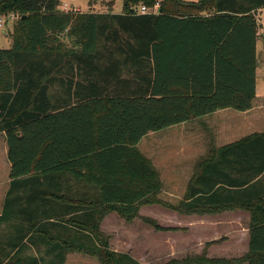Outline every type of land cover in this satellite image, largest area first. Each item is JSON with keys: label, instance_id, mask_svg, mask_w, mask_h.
<instances>
[{"label": "trees", "instance_id": "1", "mask_svg": "<svg viewBox=\"0 0 264 264\" xmlns=\"http://www.w3.org/2000/svg\"><path fill=\"white\" fill-rule=\"evenodd\" d=\"M59 3L0 0V16H19L11 48L0 49L11 165L0 227L14 228L0 264H65L88 250L79 236L109 213L130 220L157 202L159 173L137 147L145 136L248 111L256 96L253 12L264 0H124L121 14L65 13ZM156 3L157 14L138 12ZM175 210L249 212L248 264H264V133L211 151ZM100 259L141 264L116 252Z\"/></svg>", "mask_w": 264, "mask_h": 264}, {"label": "rangeland", "instance_id": "2", "mask_svg": "<svg viewBox=\"0 0 264 264\" xmlns=\"http://www.w3.org/2000/svg\"><path fill=\"white\" fill-rule=\"evenodd\" d=\"M193 2L196 0H184ZM198 1V0H197ZM59 9L63 12L83 14L88 12L112 11L121 14L124 0H59ZM67 9L72 11L63 10ZM8 16V15H7ZM6 17V16H4ZM14 23L8 20L4 27L0 28V49H10L12 46L11 32ZM264 43L259 46V58L261 64L258 70L259 93L264 97ZM226 117L212 116L208 120H196L191 122L192 136L209 139L211 135L220 130L221 124ZM231 118L229 119V121ZM218 129V130H216ZM169 139L172 134L164 132L157 136H151L145 141V152L153 153L155 144L168 143L161 141L164 137ZM6 138L0 134V206L5 199L4 184L8 176V160L6 155ZM185 151V149H183ZM188 151L192 149L188 148ZM197 147L193 148L196 152ZM200 150V148L198 149ZM143 151V152H144ZM175 151H177L175 149ZM157 156H153L157 160ZM151 162V161H150ZM153 165V164H152ZM158 170L159 164L155 165ZM196 166V165H195ZM162 172V171H161ZM173 176H165L163 173L162 191L157 195L156 203L144 205L139 209L137 216L127 220L117 212H111L100 223L97 232H89L84 238L86 251H71L66 255L65 264H102L101 256L107 252L130 254L141 264H186L190 262L197 264H248V245L245 238L244 228L237 230L231 227L214 228L210 226H195L196 216L209 215L210 213H185L175 208L181 207L186 194H182L183 185L180 181L172 187ZM182 187V188H181ZM73 191L80 187L72 183ZM185 191V190H184ZM171 192H180L172 195ZM235 211V210H227ZM218 212L213 214H222ZM211 215V214H210ZM64 235V231L60 229ZM203 233L210 236L203 235ZM14 236L13 225H2L0 227V259L7 255L3 249L8 238ZM215 236V237H214ZM78 237V236H77ZM27 255L37 256L36 251L30 250Z\"/></svg>", "mask_w": 264, "mask_h": 264}, {"label": "crops", "instance_id": "3", "mask_svg": "<svg viewBox=\"0 0 264 264\" xmlns=\"http://www.w3.org/2000/svg\"><path fill=\"white\" fill-rule=\"evenodd\" d=\"M186 2V1H185ZM193 2H198L193 1ZM65 10V9H63ZM75 11L82 13L79 9H74ZM66 11H72L67 9ZM112 11H101V12H88V13H109ZM114 13V12H112ZM253 15L257 22V42H256V59L258 67L256 70V96L253 100L252 108L245 112H239L237 110L227 108L224 110H219L211 115H207L201 118L191 120L163 131L149 133L145 136L141 142L137 145L140 152L153 164L154 168L159 173L161 182L163 183V173L165 176H173L172 187L174 188L180 181L183 185L182 194H186L189 183L196 174L197 166L203 161L208 159L211 151L214 149H220L224 146L230 144H236L243 140L248 139L254 135H261L264 133V97L259 93V81H258V70L261 64L259 58V46L264 43V7L259 8L253 12ZM207 16V15H206ZM264 48V47H263ZM212 116L226 117L227 119L221 124L220 130L217 133L211 135L207 140L204 138H197L192 136L191 122L196 120H208ZM231 120L229 121V119ZM218 130V129H216ZM164 132H170L172 136L166 139L165 136L161 137V141H168V143H160L153 145L154 152H145V140L151 136H157ZM7 143V142H6ZM197 147L196 152L193 148ZM188 148L192 149L187 150ZM200 148V150H198ZM6 155L8 160V146L6 144ZM175 149L177 151H175ZM185 149V151L183 150ZM144 151V152H143ZM153 156H157V160H154ZM159 164L161 171L156 168L155 165ZM196 165V166H195ZM10 163L8 161V176L6 182L1 183L5 187V193L7 195L10 185ZM185 190V191H184ZM172 195H179L180 192H171ZM5 195V198H6ZM5 201V199H4ZM4 205V203H3ZM3 211V206H0V215ZM195 226L199 224L202 226H210L214 228L231 227L235 230L239 228H244L245 238L249 243V224H250V213L245 210H235V211H225L222 214H209L203 216H196L194 218ZM199 223V224H197ZM237 228V229H236ZM203 235L210 236L203 233ZM215 237V236H214Z\"/></svg>", "mask_w": 264, "mask_h": 264}, {"label": "built area", "instance_id": "4", "mask_svg": "<svg viewBox=\"0 0 264 264\" xmlns=\"http://www.w3.org/2000/svg\"><path fill=\"white\" fill-rule=\"evenodd\" d=\"M159 8V3H156L153 8H146L144 6L140 7L138 12L141 14H157ZM65 11L67 10V6L65 5ZM19 19V16L16 14H10L6 17L0 16V28L4 27V25L10 20L11 22H16Z\"/></svg>", "mask_w": 264, "mask_h": 264}, {"label": "water", "instance_id": "5", "mask_svg": "<svg viewBox=\"0 0 264 264\" xmlns=\"http://www.w3.org/2000/svg\"><path fill=\"white\" fill-rule=\"evenodd\" d=\"M161 12V11H160Z\"/></svg>", "mask_w": 264, "mask_h": 264}]
</instances>
